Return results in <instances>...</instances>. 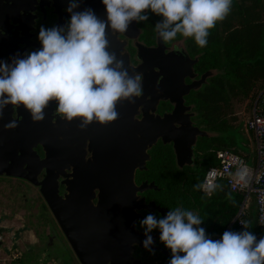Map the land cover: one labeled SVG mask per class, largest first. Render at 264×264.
I'll list each match as a JSON object with an SVG mask.
<instances>
[{
  "label": "clouds",
  "instance_id": "9594fccd",
  "mask_svg": "<svg viewBox=\"0 0 264 264\" xmlns=\"http://www.w3.org/2000/svg\"><path fill=\"white\" fill-rule=\"evenodd\" d=\"M82 3L69 0L70 19L64 26L40 27V49L23 56L17 53L11 63L0 61V117L9 105L23 106L34 122H40L55 101V113L68 122L79 119L82 130L93 121H115L117 105L135 103L142 88L140 75H130L123 60L108 50L109 28L113 34L126 32L133 21L147 22L151 12L163 18L154 27L163 42L179 34L194 38L203 48L209 30L226 18L232 6V0H102L105 20L90 7L78 10ZM17 126L13 120L4 128ZM239 176L244 179L245 174ZM195 188L209 195L214 190L201 184ZM203 222L179 206L159 219L149 213L139 221L146 237L143 246L153 251L151 233L159 229L161 243L172 253L168 264H264V237L258 239L246 224L243 231H225L220 239H212L200 227Z\"/></svg>",
  "mask_w": 264,
  "mask_h": 264
},
{
  "label": "flooded vegetation",
  "instance_id": "af4514ba",
  "mask_svg": "<svg viewBox=\"0 0 264 264\" xmlns=\"http://www.w3.org/2000/svg\"><path fill=\"white\" fill-rule=\"evenodd\" d=\"M69 0H0V61L11 63V57L19 53L23 56L25 53L38 50L42 47L38 35L41 26L51 28L53 26H64L70 19V14L66 11ZM90 6L92 3L86 2L81 4ZM140 35L138 39L126 38L124 34L119 35V40L124 41L125 53L129 54V59L135 71L129 70L130 75L139 74L141 77L142 94L140 97L134 98L135 103L122 101L117 105L119 117L117 120L101 124L93 121L86 129L80 128V120L68 122L61 119L55 113L57 103L51 102L49 107L45 109L46 137L45 141L48 147L47 151L44 146L38 145L33 147V151L37 153L41 160L47 158L46 171L40 175V180L47 177L49 174H55L58 169V193L61 200L62 212H68V219L72 222L81 224L86 217H90L93 212H125L123 209L116 210L107 208L98 209L99 201L105 199H123L126 196L121 192L116 194V191L123 189V186L116 184L126 183L124 174L126 173L125 165L132 162L139 165L142 159V149L147 148L148 139L147 131L142 129L139 124L144 118V102H147V92L144 89L146 83L150 85V92L154 93L155 97L164 94V75L160 67L154 66L147 68L146 74L142 70V60L139 58L138 46L145 45L147 47H157L158 37L155 43L146 42L144 38V29L140 22L138 23ZM166 45V54L173 53L176 61H186L190 58L191 61L196 60L192 75H187L185 78L186 85H192L205 80L202 85L185 96V105L189 108L186 115H189L194 127L206 132L205 137L198 136L195 145L192 147V165L180 167L174 150V144H165L163 138L158 139L157 143L148 150L150 160L146 162V168L137 169L135 181L137 186L144 183H155L153 180L147 179L149 164L153 160V152L156 151V156L159 157L162 163L163 149L167 147L172 149L174 153V161L179 169L196 168L202 162L199 157L198 143L201 138L211 137L203 126H200L196 121V111L193 105L188 104L189 97L201 89H203L209 80L217 74L216 71L207 69L208 67H199L201 55H193L188 50L186 41L180 40ZM163 60L157 57L156 62ZM152 97L149 96L148 100ZM174 104L171 101L160 99L156 106V116L164 117L165 114L172 113ZM27 118H31L30 113L23 106H7L3 111V116L0 117V156L3 158H14L21 154V151L29 154V147L36 142L35 138V123L30 124L28 133L21 124L14 129H5L4 125L15 120L21 122ZM180 126V125H178ZM15 145L10 146L11 143ZM34 162V160H30ZM1 166H20L19 163L9 161L2 163ZM48 168V173H47ZM156 185V183H155ZM37 188V187H36ZM39 190V188H37ZM150 190L138 192L139 200L145 199L147 203L155 201L151 198ZM40 192V190H39ZM156 202V201H155ZM46 204V203H45ZM157 204V203H156ZM158 205V204H157ZM47 206V204H46ZM159 206V205H158ZM165 208V207H163ZM168 209V208H166ZM168 211H170L168 209ZM47 212L49 210L47 206ZM145 215L146 210H137ZM52 214V213H51ZM141 221V220H140ZM139 227V221L137 223ZM264 237V230H261ZM63 236V232H62ZM65 238V236H63ZM66 239V238H65ZM67 240V239H66ZM156 246L166 250L161 245L160 239L157 240ZM161 251L153 252L138 249L134 254L135 258L151 262L154 259H160L162 255L169 256ZM136 254H138L136 256Z\"/></svg>",
  "mask_w": 264,
  "mask_h": 264
},
{
  "label": "water",
  "instance_id": "95a60500",
  "mask_svg": "<svg viewBox=\"0 0 264 264\" xmlns=\"http://www.w3.org/2000/svg\"><path fill=\"white\" fill-rule=\"evenodd\" d=\"M86 2L92 3V5H83V9L90 7L98 17L106 20V11L102 0H83V4ZM121 34H124L126 38L137 40L140 35L138 23L133 21L129 29L123 33L113 34L110 28L107 30V38L110 44L108 50L115 52L117 58L123 60L124 67L128 71L134 72L135 68L131 64L129 54L124 52L126 43L119 40V35ZM157 37L158 45L155 48L145 45L138 46L139 58L142 60L141 71L146 74L147 68L150 69L158 65L164 75L163 95L155 97L154 93L150 92V85L146 83L144 86L145 91H148L147 102L143 104L145 106L144 118L139 124H141L142 129L147 131V148L144 147L142 149V159L139 165L132 162L125 165L126 173L124 178L126 183L116 184L123 186V189L117 190L116 194L121 192L126 197L121 200L105 199L99 201V206L97 207L101 209L104 207L102 204H105L107 208L112 209L115 207L116 210L123 209L125 212L94 211L81 224L70 221L68 217L66 218L68 212H62V203L58 193V169L55 174H49L47 168V177L42 180L39 178L43 171H46L48 160L47 158L41 160L37 153L33 151V147L44 146L48 157V147L44 138L46 137L47 127L44 120L34 122L32 118H27L20 123L16 122L21 124V128H24L26 133H28V127L32 128L29 123H35L36 142L28 149L29 154L32 156L31 158L24 151H21L19 156H16V152L14 158H3L0 156V177L6 176L20 179L39 188L45 203L80 264H109V260H111V264H152L134 256L138 249L145 250L143 241L146 239L144 230L137 228L138 221L144 219L145 216L142 212H137V210H146L151 214L159 213L163 217L168 212V209L158 206L155 201L147 203L144 201L145 199L139 200L138 192L158 190V186L155 183L148 182L137 186L135 181L136 171L138 168L141 170L146 168V162L150 160L148 150L160 138H163L165 144H174L175 154L180 167L192 165V147L195 145L197 137L208 135L193 126L191 117L186 115V111L189 108L185 105V96L191 90L198 89L206 76L203 81L186 85L185 78L189 74L192 75V68L197 61H191L190 58H186L187 62L176 61L173 53L166 54L165 43L160 39L159 35ZM161 56H163V60L156 62V58H161ZM149 96L152 97L151 100H148ZM160 99L171 101L174 104L172 113L165 114L164 117L155 115L156 106ZM14 145L13 142L10 144L11 147ZM30 160H34V162H30ZM9 161L19 163L20 166H1L2 163ZM151 235L154 239L152 252L161 251L168 254L165 249L156 246L160 232H152ZM15 240V237L10 236L6 230L0 229V254L9 255L11 251L8 248V241L14 242Z\"/></svg>",
  "mask_w": 264,
  "mask_h": 264
},
{
  "label": "trees",
  "instance_id": "16d2710c",
  "mask_svg": "<svg viewBox=\"0 0 264 264\" xmlns=\"http://www.w3.org/2000/svg\"><path fill=\"white\" fill-rule=\"evenodd\" d=\"M263 10L264 0H232L230 13L209 30L205 47H199L194 38H184L179 34L176 39L164 42L171 45L176 41L185 40L191 54L201 55L199 67H208L207 69L217 72L209 83L194 92L188 101V104L194 106L198 124L212 134L211 137L201 138L197 145L199 157L203 160L196 168L179 169L175 164L172 149L167 147L163 149L160 163L154 151L147 179L155 181L159 191H151L150 196L161 207L171 210L179 206L197 214L204 221L200 227L205 228L206 234L212 239L227 230L236 217L244 196L231 192L223 182H219L210 195L202 189H196L195 185H203L208 169L218 165V151L229 149L243 155L237 148V141L230 138V133L235 130L229 117L233 115L235 102L252 100L260 89H264ZM148 15L149 20L140 24L144 29L146 42L155 43L158 33L154 27L163 18L151 12ZM243 156L248 158V155ZM41 210L47 212L44 202ZM148 214L146 212L144 216ZM153 215L158 219L162 218L159 213ZM42 216L44 218V214ZM139 227L142 228L140 224ZM247 227L258 239L263 237L261 230L264 228L258 224L254 199L248 214ZM243 230V227L236 224L231 231ZM153 232H159V229ZM161 245L170 255H162L157 260L160 264H167L172 253L163 243Z\"/></svg>",
  "mask_w": 264,
  "mask_h": 264
},
{
  "label": "rangeland",
  "instance_id": "374dc122",
  "mask_svg": "<svg viewBox=\"0 0 264 264\" xmlns=\"http://www.w3.org/2000/svg\"><path fill=\"white\" fill-rule=\"evenodd\" d=\"M263 91L264 89H260L258 95ZM257 96L252 100L235 102L233 115L229 117L230 124L235 130L230 133V138L237 141V148L241 154L248 155L246 158L249 165H252V160L256 157V143L252 132L246 125ZM233 117L237 119L232 120ZM43 202L45 203L39 190L29 182L6 176L0 177V210L26 212L33 230L43 241L44 246L40 247L37 253L29 255L25 260L26 264H45L46 261H52V258L61 264H68L75 255L68 241L62 236V231L53 215L41 210ZM47 232L50 233V237L47 236ZM45 251L49 254L43 255Z\"/></svg>",
  "mask_w": 264,
  "mask_h": 264
},
{
  "label": "built area",
  "instance_id": "2783aa9c",
  "mask_svg": "<svg viewBox=\"0 0 264 264\" xmlns=\"http://www.w3.org/2000/svg\"><path fill=\"white\" fill-rule=\"evenodd\" d=\"M246 126L252 132L256 143V157L252 160V165L248 164L243 155L222 149L217 153L218 165L208 169L203 181V185L210 189H215L219 182H223L231 192L244 196L236 217L226 231H231L236 224L240 227H243L242 224L247 225L253 199L256 203L258 224L264 228V204H261V199L264 198V91L255 99ZM241 172L245 174L244 179H240ZM223 233H219L216 239H220ZM20 259L19 254H14L13 264H22ZM151 263L160 264L159 261Z\"/></svg>",
  "mask_w": 264,
  "mask_h": 264
},
{
  "label": "crops",
  "instance_id": "0c3cea01",
  "mask_svg": "<svg viewBox=\"0 0 264 264\" xmlns=\"http://www.w3.org/2000/svg\"><path fill=\"white\" fill-rule=\"evenodd\" d=\"M0 229L6 230L10 236L15 237L16 239L14 242L8 241V248L11 253L9 255L0 254V264H13L14 254H19L21 257L20 262L26 264L25 260L27 257L37 253V250L44 246L41 237L33 230L26 212L0 210ZM49 232H47V236L50 235ZM48 254V251L43 253V255ZM77 260L76 256H74L73 260L70 259L68 264H80ZM45 264L61 263L52 258V261H46Z\"/></svg>",
  "mask_w": 264,
  "mask_h": 264
}]
</instances>
